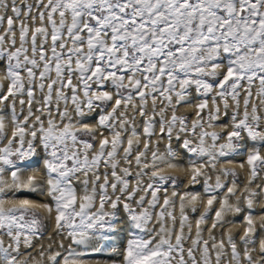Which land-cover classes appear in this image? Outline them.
I'll list each match as a JSON object with an SVG mask.
<instances>
[{
	"label": "snow or ice",
	"instance_id": "6c2138e0",
	"mask_svg": "<svg viewBox=\"0 0 264 264\" xmlns=\"http://www.w3.org/2000/svg\"><path fill=\"white\" fill-rule=\"evenodd\" d=\"M0 61V264H87L76 246L114 251L121 209L122 264H264L251 214L264 197V0H0ZM193 88L189 124L178 107ZM221 106L229 125L210 130ZM174 140L206 199L164 173L181 166ZM40 152L45 179L22 176ZM241 152L242 191L227 166ZM24 190L51 203L8 198ZM241 201L242 247L231 230L214 234ZM37 208L55 212L61 239L25 256L42 236Z\"/></svg>",
	"mask_w": 264,
	"mask_h": 264
},
{
	"label": "bare ground",
	"instance_id": "6f19581e",
	"mask_svg": "<svg viewBox=\"0 0 264 264\" xmlns=\"http://www.w3.org/2000/svg\"><path fill=\"white\" fill-rule=\"evenodd\" d=\"M5 62H0V77L4 75L5 72ZM5 89L7 88V81H3ZM199 97L197 96V93L195 89H190V95L188 97V103L186 105H181L178 107V114L186 113L189 115V124L191 121L195 118V104L199 101ZM209 105L211 106V99L209 98ZM223 107L221 106V114L219 119L215 122L216 127L214 129L210 130H215V131H223L227 125H229L230 122V116H231V109H229V115L224 116L223 114ZM98 114L94 113L91 118L87 120L88 123L90 124H95V116ZM0 116H3L6 120L8 121L10 117V112L8 111L7 108L3 109L0 111ZM206 117V116H205ZM224 122V123H223ZM9 136L11 135V124L9 123V127L7 129ZM7 143V140H3V144L5 145ZM3 147V146H2ZM164 145L161 144V149H163ZM173 147L177 149V151L180 153L177 163L180 164V167L177 168H168L166 166H162L164 173L165 174H171L176 176L179 180V182L176 184V190L177 191H184V190H189L192 192L199 193L202 198H205V193L203 191V183L201 182L200 184H197L191 188L188 187V160L191 159L192 157L188 156L187 153H185L183 150L179 148V143L177 141H173ZM43 152H40L39 158L37 159V162H33L30 165H23L20 164L19 166L22 169V176L26 177L27 175H35L38 180L43 181L45 179V173H44V166L42 163L43 159ZM228 160L233 161L232 164L227 165L228 167H234L238 173V176L236 177V184L237 187L242 191L244 184L247 181V170L246 169H241L239 167L240 163L244 162L246 157L241 152L240 154H234L229 157H227ZM39 161V162H38ZM6 177H9L10 174L6 173ZM147 179V178H145ZM233 178L228 177V180L231 181ZM166 187L169 188V192H171V187L169 185H166ZM78 189H80V186H77ZM224 192L221 191L217 195L218 196H223ZM237 195H240V192L237 193ZM8 198L10 200H19V199H28L34 204H46V203H51L50 199L43 194L42 191L38 190L35 192H30L27 190L20 191L13 196L12 193H8ZM230 202L234 203L235 202V197H233ZM240 207L242 211L239 214L236 213H229L225 216V221L224 224L221 228H218L215 231V235L220 238L222 233H225L229 230L233 232V235L238 243L240 245V236L243 234V220L244 216L248 214L249 210L247 209L245 203L241 201ZM219 208V203L214 204L213 206V212L210 214L211 217H209L208 223L205 226L206 228L211 224L212 222V216H214L215 210ZM203 204H201L198 208V211L196 213H191L189 212L190 217L195 220L201 212H203ZM37 211L41 216H43V221L47 227V233L45 236H41L39 239H34L33 240V247L32 248H21V252L27 256L29 253L31 256L35 257L37 252L39 251L40 245L43 244L47 246L50 243L49 237H51L53 240H59L61 237H57L53 234V229L55 225V212L51 215L47 213L46 210L37 208ZM251 214L253 215L254 219L258 221L257 223V231L255 234V239L257 242L259 239L264 236V231L260 230L259 227V220L262 216H264V197H257L255 200V203L253 205V209L251 210ZM120 222H124V214L122 209L119 212V219ZM118 226V225H117ZM118 231L119 233H116L113 235V241L111 244H109L107 247L108 249H114V251H105V252H91L88 249H84L82 246H76L78 251H84L86 252V255L83 257L84 260L87 262V264H122L123 262V256L122 252L125 247L126 240L128 238L127 234V229L125 228L124 224H121L118 226ZM126 231V233H125ZM67 243V242H66Z\"/></svg>",
	"mask_w": 264,
	"mask_h": 264
},
{
	"label": "rangeland",
	"instance_id": "374dc122",
	"mask_svg": "<svg viewBox=\"0 0 264 264\" xmlns=\"http://www.w3.org/2000/svg\"><path fill=\"white\" fill-rule=\"evenodd\" d=\"M0 62H4V61H0ZM187 117H188V122H190L189 121V115L187 114ZM207 119V117H205V120ZM224 123V122H223ZM2 146H4V144H3V141H0V147H2ZM174 149H176L175 147H173ZM177 150V149H176ZM43 155V154H42ZM39 156H41L40 154L38 155V156H36V157H33L31 160H29V161H26L23 165H30L31 163H33V162H37V159L39 158ZM188 156H190L189 154H188ZM39 162V161H38ZM179 179L177 178V183L179 182L178 181ZM77 190H78V192L80 191V189H78L77 188ZM40 217L42 218V221H43V216H41L40 215ZM55 217V216H54ZM210 217H211V215H210ZM121 221V220H120ZM119 220H117L116 221V224L119 226V225H121V224H124V222H121L120 224H119V222H120ZM118 226H117V229H119L118 228ZM46 233H47V227H46V225H45V223H44V221H43V232H42V237L43 236H45L46 235ZM116 233H119V231H117ZM116 233H114L113 235H115ZM125 233H126V231H125Z\"/></svg>",
	"mask_w": 264,
	"mask_h": 264
}]
</instances>
